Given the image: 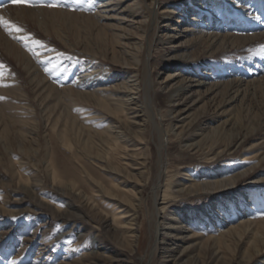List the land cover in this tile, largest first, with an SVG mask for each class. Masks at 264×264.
<instances>
[{"label":"bare ground","instance_id":"6f19581e","mask_svg":"<svg viewBox=\"0 0 264 264\" xmlns=\"http://www.w3.org/2000/svg\"><path fill=\"white\" fill-rule=\"evenodd\" d=\"M126 10L128 13H124ZM160 13L165 20L175 14L179 18L192 15L190 22L195 23L189 34L197 42L183 50L169 45L170 63L182 64L180 69L165 72V80L160 83L175 135H202V141L185 140V146L207 149L206 157L212 160L248 141L255 131L260 130L257 135L264 137V0H0V112L7 106L10 112L7 117L0 115V138L5 149L14 155L18 145L22 153L33 158L39 152V109L31 103L32 94L39 102L46 126L57 133L80 169L86 172L93 165L111 172L109 186L92 180L88 174L95 185L93 195L82 190L76 195L91 203L97 199L96 194L113 201L114 228L132 247L140 241L137 217L142 198L139 185L134 184L136 190L127 186L137 177L138 167H145L147 144L142 143L146 140V123L151 125L158 156L148 211L149 264H154L161 249L162 255L175 257L180 248L176 242L167 243L163 235L180 236L181 231L175 230L184 226L177 228L176 221L162 220L160 215L167 208L161 204L181 193L205 191L217 196L213 213L206 210L198 222L206 228L209 238H215L212 231L216 227L230 225L227 233L241 229L236 238L241 242L259 224L264 227V219L256 220L264 216V196L260 191L252 188L248 196L239 193V199L220 197L221 192L236 187L238 179L250 169L231 175L219 173L215 179L202 183H179L176 190L162 183L167 178L170 140L162 126L166 116L156 97L159 83L155 81L154 68L158 63L154 53L166 51L163 44H170L169 38L174 35L159 36ZM51 41L59 45L54 46ZM260 43L253 54H241L239 61L234 62L240 50ZM191 47L196 51L189 52ZM60 48L76 56L73 60L66 58ZM230 54L234 59L221 56ZM5 61L16 64L27 75V90L13 81L17 77ZM201 87L214 97H204L200 115L187 116V122L178 127L174 120L176 105L189 101L192 92H200ZM21 98L24 104L18 101ZM229 113L230 118L221 123ZM262 137L254 139L253 148ZM26 162L25 158L18 159L13 165L24 168ZM45 167L55 182L75 194L77 184L63 181L55 160L47 159ZM13 173L19 187H34V182L22 184L24 177L18 170ZM194 224L189 219V225ZM254 233L256 252L248 250V259L264 250V236L259 231Z\"/></svg>","mask_w":264,"mask_h":264},{"label":"rangeland","instance_id":"374dc122","mask_svg":"<svg viewBox=\"0 0 264 264\" xmlns=\"http://www.w3.org/2000/svg\"><path fill=\"white\" fill-rule=\"evenodd\" d=\"M124 13H128V10ZM181 18L175 14L172 19L165 20L166 17L163 13L159 14V26H161L158 30L159 36L168 37L170 34L174 36L169 38L170 44H163L166 51L156 50L154 53V59L158 63V66L154 68L155 81L159 83L155 88L156 97L159 109L166 116L162 126L170 140L166 156L167 178L165 176L162 183L166 182L171 187L183 182H186V185L195 182L202 183L206 179H215L219 173V176L226 175V173L231 175L250 169L246 175L238 179L236 187L221 192L220 197L222 199H226V197L239 199V193L248 196L252 188L260 191L264 196V179H262L264 177V161L260 162L264 156L261 154L264 152V137L257 135L260 130L255 131L253 133L255 135H252L253 137L248 141L240 143L228 151L226 150V154L217 160L206 157L208 155L207 149L203 151L196 147L185 146V140L189 143L202 141V135L186 132L184 136L178 137L172 130L170 118L166 112L168 105L163 100L160 83L165 80V72L175 71L182 63H178L177 66L175 63V66L170 63L172 51H169V45H178L175 49L182 48L183 50L184 47L188 48L197 42L193 35L189 34V31L193 30L192 25H195V23L190 22L192 15L188 18L181 16ZM51 43L54 46H57L55 44L59 45L56 42L51 41ZM261 45V43L251 45L240 50L239 56L237 59L235 58L236 61L234 62H238L240 57L244 55L253 54ZM60 49L63 50L66 58L73 60L76 56L66 49ZM195 51L196 48H189V52ZM229 51L231 52V50ZM1 54L2 50L0 49ZM241 54L242 56H240ZM221 56L227 57V60L234 59L232 54ZM5 64L17 77V80L13 81L27 90L29 87L27 75L16 64L6 61ZM205 91L206 87H201L199 94L192 92L189 101L176 105L178 111L174 120L178 123V127L187 122L191 114L200 115L206 101L204 97L207 96V99L214 97V94ZM143 98L141 92V99ZM31 100L34 107L39 109L37 113L40 121V136L37 138L40 139L38 154L33 158L22 153L18 145H15L17 153L11 155L5 149L3 139L0 138V264H149L151 233L148 211L152 187L155 183L158 156L153 141L154 136L150 130L151 125L146 123V140L142 143V145L147 144L145 149L147 156L143 157L146 160L145 167L143 169L141 166L138 167L140 169H137V177L131 179V184L127 186L128 189L136 190L134 184L139 185L142 198L137 217L140 241L132 247L122 240L121 232L114 228L112 220L113 201L108 202L107 199L96 194L97 199L91 203L87 202L85 197L76 195L79 190L87 195H93L95 185L90 182L91 179L102 182L106 186L111 185V178L113 177L111 172L101 171L93 165L88 166L87 173L80 169L70 157V152L66 150L57 133L46 126L39 102L34 99L32 94ZM18 101L24 104L22 98ZM210 108L213 110L214 106L211 105ZM8 111L9 107L7 106L1 110L0 115L7 117L10 114ZM192 115L191 117H194ZM229 115L230 113L225 114L220 122L230 118ZM205 124H202V127ZM1 130L2 128H0ZM196 133L200 134L201 131H196ZM259 137L262 139H259L258 145L253 148L254 139ZM23 158L28 162L24 168L16 165L18 168L16 169L13 164H16L18 159ZM49 158L56 161L57 171L62 174L63 181H74L77 184L75 194L69 187L55 182L52 175L46 170L45 165ZM17 170L24 177L22 184L26 186V183L34 182V187H19L16 182L17 177L13 173V171L16 173ZM88 174L91 175V179L87 176ZM256 180H259L258 183H254ZM176 189L178 188L175 187ZM216 197L214 192L181 193L171 201L161 204L167 205V208L161 213L160 218L171 222L176 221L177 228L184 227L182 230H175L176 232L181 231L180 236H177L176 233L163 235L167 243L176 242L180 245L175 253L176 256L162 255L161 249L154 264H264V250L253 255L250 259L246 256L248 250L256 252L253 245L254 232L259 231L264 236V227L260 224L253 231L250 230L244 236V241L240 242L236 239L241 231L239 227L228 233L226 230L230 225L222 228L216 227L212 231L215 238L218 237L216 240L209 238L210 235L207 234L206 228L198 223L201 216L205 215L206 210L211 214L213 213L214 207L212 205ZM168 213H172L171 218ZM189 219L194 220L196 224L190 226ZM262 219L264 216L256 220ZM238 222L239 220L233 224ZM81 234H84L83 238H81Z\"/></svg>","mask_w":264,"mask_h":264}]
</instances>
